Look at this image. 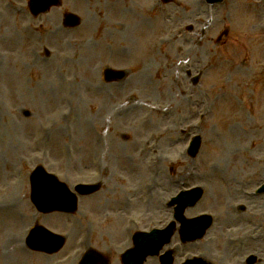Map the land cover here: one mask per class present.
<instances>
[{
    "label": "rangeland",
    "instance_id": "1",
    "mask_svg": "<svg viewBox=\"0 0 264 264\" xmlns=\"http://www.w3.org/2000/svg\"><path fill=\"white\" fill-rule=\"evenodd\" d=\"M9 1L17 0H0V60L3 63L0 70L6 67L8 70L12 68L15 72V67L10 66L8 68L7 65L20 60L18 63L23 62L27 65L30 64V67L35 66L34 73L43 69L44 77L41 79L47 80L49 87L55 88L61 79V75L65 77L70 67L60 64L57 71L60 74L57 75V78L55 76V81H53L51 67L45 63L47 61L44 62L39 57L40 64L29 62V43L33 42L26 39L23 41V34L20 30L21 21L13 12H9L4 7V4ZM20 2L25 3L26 0ZM194 2L195 0H175L171 11L173 20L166 21L165 25L163 23L153 33L146 32L142 39L143 44L156 42L160 37L170 39V34L174 32L175 28L184 29V31H178L179 34L171 40V57L162 55L165 56L164 61L167 70L173 69V63L179 67L180 77L184 80V83L181 84L185 87L184 92L186 94L180 91L174 77L171 80L168 78L162 80L156 79L150 74L151 85L149 87L151 88H147L150 83L148 77L140 78L138 74L133 73L134 70H129L130 79L133 76L134 81L131 82L132 91L136 96H143L142 99L146 97L148 102L153 104L152 109L157 113L153 115V118L150 115V119H148L145 108L137 110L123 118L114 120L116 132L111 130L105 132L107 145L103 151V160L109 168L106 182L111 191L114 189L118 195L131 192L134 195L133 199H137L140 208L145 207L148 203L146 197L142 196L144 202L139 197V194L142 193L141 186L143 183L152 182L155 179L160 182L163 179L166 181L169 172L175 176H181V179L184 175L190 176L194 172L185 170L189 163L196 164L199 167L198 172L204 175V177H201L202 175L200 177L207 192L206 200L212 199L213 202H216L219 196L220 200L217 202L228 196L231 191L230 182L235 186L241 183L239 175L243 173L245 168H248V176L252 180H257L256 184L264 182V31L261 26L264 12L260 10L261 1L234 0L227 2V6L221 8V11L228 12L231 10L232 13H237L233 19L227 18V24L233 20L236 21V18L239 17V7H244L249 13V17H240V20L244 19L245 21L235 23L232 26V31H229V34L221 42H219L218 36L223 31L217 29L220 20L214 19L212 30L207 28L211 31H206L203 34L201 29L204 28L206 17L202 19L201 16L198 18L194 16L196 12L191 11L188 7L194 5ZM96 3L93 5V1H91L90 5L86 6L85 2L82 6L74 7L71 0H63L62 6L51 11L53 12L52 18L51 13H43L35 19V23L48 22L46 20L51 18L50 22L54 24V29L44 33L40 32L39 35L41 36H34L33 45L37 40L41 41L42 38H48L45 42H50L54 46L48 45L46 47L50 50L49 60L57 57L56 62L58 63L67 55L70 44L66 41L70 38L75 39V37L61 33L65 30L61 29L63 27L59 26L54 19L59 12L68 10L81 14L84 26L80 30L82 33L79 36L83 38H80L82 43L90 41L85 49L88 50L90 57L95 60L92 66L95 74L101 68L99 66L102 59V56L100 57L101 47H106V50L112 53L116 47H119L117 43L121 41L120 46L128 45L129 48L125 45L124 47L128 49L130 55L133 54L136 32L132 31L129 26L127 28L119 27L109 34L108 42L102 41L99 43L100 47H97L98 39L91 38V31L95 29L97 16L105 14L104 16L108 19L115 20L121 17L122 12H116L112 3L103 0ZM233 7L235 8L233 9ZM99 10H103L104 14L100 13ZM137 19L139 20V17ZM82 23L81 25H83ZM190 23L195 27L193 31L186 29ZM177 38H180L182 44L185 45L188 54L184 56L186 58H183L179 52L180 47L176 42ZM193 38L198 40L199 46L193 45ZM53 51H61V55L53 54ZM39 52H42L43 57L47 53L45 49ZM114 55H116V51ZM182 61L188 62V65L184 64L188 67L184 68L181 65ZM131 66L122 64L119 67ZM185 69H191L194 76L198 73L201 74L199 82H192V78L186 75ZM100 71L101 69L99 73ZM15 73L18 74V72ZM240 74L241 81L238 80L240 78H237ZM2 77L0 74V107L6 113L0 114V123L3 126V135L0 137V204H2L0 210L3 211V214L0 215H2L5 226L4 224L0 225V264H37L35 263L36 257H33L31 251L27 250L26 254L23 250V252L21 251L23 255H20V252L16 250L18 248L16 244L10 249L6 247L8 242L15 240L17 244L22 245L23 249L25 235L35 222L64 233L66 236L65 245L55 252L58 253L61 250L70 254L77 249V241H80L78 234L81 229H78V225L70 223L65 217L57 219L50 215L52 213L45 215L35 210L28 197L29 185L26 180H29L30 172L40 164L58 174L62 179H67L70 183L76 180L93 179L91 159L99 153L92 150L94 147L92 135L90 134L89 141L88 132L82 130L91 122L90 120L85 124L80 123L82 126L77 124L76 129H79L70 133L69 136L63 133H52L51 138L54 135L53 141L43 144L47 139L40 138L38 127L44 124L47 129L49 125L56 123L58 129L60 124L67 125L68 119L60 113L62 110L61 103L54 100V97L53 100H47L44 103L47 92L41 93L40 86L43 80L40 79V84L35 86V90L29 92L28 104H24L21 101H27L24 99V94L29 91V87H25L26 84L24 83L23 87L16 86L10 89L11 83L18 75H10V82L2 79ZM25 77L28 79L27 75ZM153 81L155 84H152ZM74 86L78 85L75 84ZM3 89H5L4 93H2ZM50 91L53 95L57 94L56 89ZM77 94L81 96L80 91ZM82 96L85 97L84 91H82ZM14 97L18 100L15 104ZM34 107H40L38 115L33 118V121H29L36 113L33 111ZM135 107L141 108L138 104ZM162 109L166 110L162 113ZM199 112H202L200 121H198ZM2 116H8L10 120L6 121ZM190 125L192 128H189ZM65 126L64 131L68 130L65 129ZM186 126L189 133H199L203 137L201 153L196 161L192 157L189 158L187 149L183 146L184 137L183 139L181 137L187 134L185 131L183 133L181 131ZM150 130L153 131L155 137L160 141V146H162L160 156L165 150L164 156L167 154L170 157L169 160L160 158L159 164H156L155 167L153 164L151 165L153 175L157 171L155 168L161 167L160 175L157 177L144 174L147 171L145 143L150 141L152 135L150 134L149 137ZM121 131L122 133H119ZM125 134H133L135 138H123ZM118 135L119 140H114V136ZM141 149L145 150L142 155L139 154ZM228 157H231L235 162H231ZM173 159H183V164H177L173 162ZM232 166L235 167L234 170L231 168ZM195 177L198 178L197 173H195ZM174 182L175 180H170L169 192H172L173 189L171 188ZM182 182L184 183L185 179ZM192 182L196 184L195 182L198 180L193 179ZM175 191L177 190L173 192ZM18 195L21 196L20 198L24 200V203L22 205L17 203L14 207L20 209L21 213L19 219L16 220L12 217L14 211H10L12 206L9 205V202ZM154 195L153 200H156V206L161 208L160 199L166 196L165 191L157 194L156 190ZM259 199L264 200V196ZM80 203L78 211L80 215L83 214V211H88L86 206L95 207L97 204L91 202V205H86V201ZM24 206L25 210H22ZM221 208L223 211L225 205L223 204ZM254 209L255 207L249 211L250 217L256 216ZM109 213L113 214L114 209L106 201L101 209H95L93 218L98 220L95 224L97 237L93 236L92 246H96V240L101 233H104L102 227L110 224L107 220ZM154 215L155 213L149 215L148 222H153L151 219ZM81 216L83 217V215ZM105 219L107 222H104ZM72 220L76 221V218L74 217ZM241 221L231 220L226 224L234 231V227L240 225ZM256 230L261 231L259 223L256 225ZM241 233H243L242 230L235 232L234 235L240 237ZM226 235L227 231L223 234L215 233L210 239L214 250L220 252L221 256L227 252V245L223 243ZM78 251L79 247L77 253ZM253 254L258 256L255 251ZM248 255L251 254H244L243 260ZM72 259L75 262L76 256L73 255L68 264H71ZM215 260L218 262L216 257ZM38 264H42L40 259H38ZM44 264L47 263L44 261ZM52 264H57V261L52 262Z\"/></svg>",
    "mask_w": 264,
    "mask_h": 264
},
{
    "label": "bare ground",
    "instance_id": "2",
    "mask_svg": "<svg viewBox=\"0 0 264 264\" xmlns=\"http://www.w3.org/2000/svg\"><path fill=\"white\" fill-rule=\"evenodd\" d=\"M74 1V0H73ZM76 3L78 4L79 2H87L88 0H75ZM78 1V2H77ZM93 1V5L97 2V0H92ZM90 2L86 3V6L90 5ZM97 4V3H96ZM92 5V6H93ZM107 22V26L109 28H114L115 23L114 22H110V21H106L104 19V17H101V23ZM64 34H66V32H62ZM72 33H69V35H71ZM74 36V35H73ZM75 37V36H74ZM23 41L29 40L32 41L34 43V36L29 33V35L25 36L23 34ZM26 39V40H25ZM73 41H77L73 38L69 39V42H73ZM33 43H29L30 44V51L31 53L35 54V49L36 47H34ZM67 43V41H66ZM80 43V42H79ZM79 43L74 44L76 47H72L69 46L70 50L68 52L67 55H65L58 63L56 62V60L58 59L57 57H54L52 60H49L47 62H45L44 59H50V58H45L42 57V55L40 54L41 59L48 65H50L51 67V73L53 76V81H55V76L57 78V75L60 73H57L58 68L60 66V64H63L65 67L67 66H73V68H75L76 70L80 69L83 70V75L81 74H75L73 77L71 78H66V77H62L61 75V83H69V90L71 93H73V96H65L63 98H61V103L64 102H68V101H72L75 103L73 104V109H72V113L70 116H72L74 113H77V119L79 122H81L82 124L87 123L90 118L93 119H98L100 121L101 126H108L107 124H109L108 122L110 121L111 118V113L110 110L116 112L119 115V111H122V115L124 116L126 115V110H125V106H123L119 100L118 97L115 95H112L109 97H107L106 95V86L101 82V80L99 79V75L98 72L95 74V72L93 71L92 65H88L91 61H92V57H89L87 55L88 50L87 49H82V47L79 45ZM59 54V56L61 55V51H53V54ZM85 54L87 57L83 58L81 55ZM75 56V57H74ZM161 59V58H160ZM11 60H13L11 58ZM14 62L12 64L7 65V67L9 68L10 66L15 67V72H18V74H16L13 69H7L5 67V69L3 68L2 70H0V74H2V79L4 80H10L9 76H15L18 75V77L13 80V82L10 85V89L16 87V86H24V83L26 84L25 87H29V91L26 92V94H24V99L27 100L26 102H29L30 100V91L35 90V86L40 84V81L43 80L41 78L44 77V73H43V69H39V72H33V69L35 68V66L30 67V64L27 65L26 63H18ZM29 62L31 64H40V58L38 55L34 56V58L30 59ZM1 64L2 61L0 60V67L2 66ZM159 65H162L161 62H159ZM15 73V74H14ZM13 74V75H12ZM145 74V70L142 72V76H144ZM23 75V77H22ZM28 76V79L25 76ZM86 76V80L83 79V77ZM24 78V80H23ZM41 79V80H40ZM89 79V81H87ZM40 80V81H39ZM57 82V81H56ZM49 82L47 80H43L40 86V91L43 94V91L47 92V97H44V103L47 102V100H56L57 102L60 101V96L58 94L53 95L51 93V89H55L54 87H49ZM73 84H77L78 86H74ZM60 85V84H59ZM83 85V86H82ZM67 86H65V84H62L58 87L59 91H63L65 90ZM179 89L182 93H185L184 90L180 87L179 85ZM108 90H115V87L113 85L108 86ZM81 92V96L78 95V92ZM82 91H84L85 97L82 96ZM5 92V89L2 90V93ZM186 94V93H185ZM19 96H23V95H19ZM18 100L16 99V97H14V104L17 102ZM27 104V103H26ZM40 107H34V110L36 113L35 115L29 119V121H33V118H35L38 115ZM1 110H0V114H1ZM63 114V113H62ZM6 121L10 120L9 117L7 116H2ZM15 117V116H14ZM75 122L77 121L76 118H74ZM72 118L69 119V121H71ZM64 124H60L58 129H57V124H51L49 125L48 128H50L48 131L49 133H57V134H61L63 133L64 135H68L64 130ZM3 126L0 123V137L3 135L2 134V129ZM65 129H68L65 126ZM101 129H103V127H101ZM47 133V134H49ZM69 136V135H68ZM12 138V137H11ZM115 140H117L115 138ZM104 144V145H103ZM103 144H101L100 146H98V148L100 150H103L106 147V142H104ZM18 199V198H15ZM13 205V203L11 204ZM14 214L12 215L13 219L17 218L19 219V211H14ZM1 221V219H0ZM16 244V246L18 248H16V250L18 252L21 251L22 247L17 244V242L15 240H10L8 242V244L6 245V247H8L9 249ZM259 248L264 249V241L259 243L258 245Z\"/></svg>",
    "mask_w": 264,
    "mask_h": 264
}]
</instances>
